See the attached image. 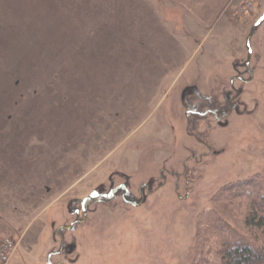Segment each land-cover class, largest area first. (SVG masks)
Instances as JSON below:
<instances>
[{
  "label": "rangeland",
  "instance_id": "1",
  "mask_svg": "<svg viewBox=\"0 0 264 264\" xmlns=\"http://www.w3.org/2000/svg\"><path fill=\"white\" fill-rule=\"evenodd\" d=\"M258 1L0 0V264H208L209 209L264 242L221 192L264 183Z\"/></svg>",
  "mask_w": 264,
  "mask_h": 264
},
{
  "label": "trees",
  "instance_id": "2",
  "mask_svg": "<svg viewBox=\"0 0 264 264\" xmlns=\"http://www.w3.org/2000/svg\"><path fill=\"white\" fill-rule=\"evenodd\" d=\"M235 198H245L249 205L245 219L251 227L264 232V183L254 178L236 180L221 188ZM208 224L216 234L217 258L208 264H264V242L258 243L239 233L217 211L209 209Z\"/></svg>",
  "mask_w": 264,
  "mask_h": 264
},
{
  "label": "crops",
  "instance_id": "3",
  "mask_svg": "<svg viewBox=\"0 0 264 264\" xmlns=\"http://www.w3.org/2000/svg\"><path fill=\"white\" fill-rule=\"evenodd\" d=\"M235 1V2H234ZM244 0H176V4L181 5L185 9L184 20L188 22H203L214 20L217 16H222L230 4H236L243 2ZM229 12L232 10L227 9ZM264 13V0L258 1V8L255 10L253 15V24L258 22L259 17ZM221 18V17H220ZM219 18V19H220ZM195 24L193 27L196 28L198 25ZM0 232H3L6 236H12V229L9 225L4 224L0 220ZM24 238L20 240L19 245L22 244ZM18 245V246H19ZM13 256V255H12ZM11 256V257H12ZM10 264V262H9Z\"/></svg>",
  "mask_w": 264,
  "mask_h": 264
},
{
  "label": "built area",
  "instance_id": "4",
  "mask_svg": "<svg viewBox=\"0 0 264 264\" xmlns=\"http://www.w3.org/2000/svg\"><path fill=\"white\" fill-rule=\"evenodd\" d=\"M14 249L15 243L10 239V237L4 238L0 242V263L8 262L14 252Z\"/></svg>",
  "mask_w": 264,
  "mask_h": 264
}]
</instances>
